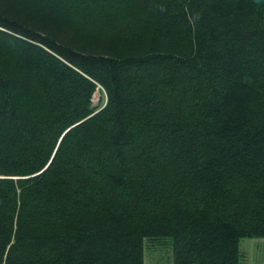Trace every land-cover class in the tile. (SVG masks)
Instances as JSON below:
<instances>
[{
	"label": "trees",
	"instance_id": "trees-1",
	"mask_svg": "<svg viewBox=\"0 0 264 264\" xmlns=\"http://www.w3.org/2000/svg\"><path fill=\"white\" fill-rule=\"evenodd\" d=\"M245 237L264 0H0V264H242Z\"/></svg>",
	"mask_w": 264,
	"mask_h": 264
},
{
	"label": "rangeland",
	"instance_id": "rangeland-1",
	"mask_svg": "<svg viewBox=\"0 0 264 264\" xmlns=\"http://www.w3.org/2000/svg\"><path fill=\"white\" fill-rule=\"evenodd\" d=\"M106 99V92L103 89H98L93 98V105L96 108L100 107L105 103ZM241 250L243 253L242 264H264V238H243L241 240ZM168 260L167 256V259H161L158 264H169ZM147 264H151L149 259L147 260Z\"/></svg>",
	"mask_w": 264,
	"mask_h": 264
}]
</instances>
